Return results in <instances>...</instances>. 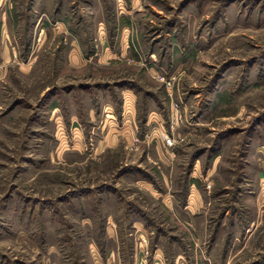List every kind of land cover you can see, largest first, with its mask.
Masks as SVG:
<instances>
[{
	"label": "rangeland",
	"instance_id": "1",
	"mask_svg": "<svg viewBox=\"0 0 264 264\" xmlns=\"http://www.w3.org/2000/svg\"><path fill=\"white\" fill-rule=\"evenodd\" d=\"M0 264H264V0H0Z\"/></svg>",
	"mask_w": 264,
	"mask_h": 264
},
{
	"label": "built area",
	"instance_id": "2",
	"mask_svg": "<svg viewBox=\"0 0 264 264\" xmlns=\"http://www.w3.org/2000/svg\"><path fill=\"white\" fill-rule=\"evenodd\" d=\"M164 139L166 142H168L169 144L172 143V138L168 135V134H164Z\"/></svg>",
	"mask_w": 264,
	"mask_h": 264
}]
</instances>
